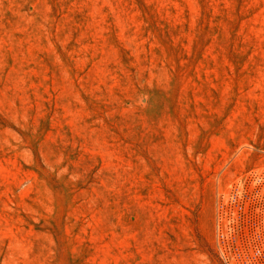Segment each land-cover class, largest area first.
<instances>
[{
  "label": "rangeland",
  "instance_id": "obj_1",
  "mask_svg": "<svg viewBox=\"0 0 264 264\" xmlns=\"http://www.w3.org/2000/svg\"><path fill=\"white\" fill-rule=\"evenodd\" d=\"M261 167L264 0H0V264H223Z\"/></svg>",
  "mask_w": 264,
  "mask_h": 264
},
{
  "label": "built area",
  "instance_id": "obj_2",
  "mask_svg": "<svg viewBox=\"0 0 264 264\" xmlns=\"http://www.w3.org/2000/svg\"><path fill=\"white\" fill-rule=\"evenodd\" d=\"M216 238L223 264H264V167L248 171L222 196Z\"/></svg>",
  "mask_w": 264,
  "mask_h": 264
}]
</instances>
